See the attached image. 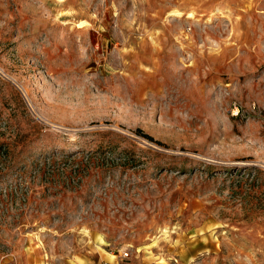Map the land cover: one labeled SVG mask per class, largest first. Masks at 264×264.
Listing matches in <instances>:
<instances>
[{"label": "rangeland", "instance_id": "rangeland-1", "mask_svg": "<svg viewBox=\"0 0 264 264\" xmlns=\"http://www.w3.org/2000/svg\"><path fill=\"white\" fill-rule=\"evenodd\" d=\"M125 251L264 264V0H0V264Z\"/></svg>", "mask_w": 264, "mask_h": 264}, {"label": "built area", "instance_id": "built-area-1", "mask_svg": "<svg viewBox=\"0 0 264 264\" xmlns=\"http://www.w3.org/2000/svg\"><path fill=\"white\" fill-rule=\"evenodd\" d=\"M129 256H130V252L129 251H125L124 253H123V259H122V261L120 262V261H116L115 263H113V262H111V261H107V260H105V261H103V262H101L100 264H128V259H129Z\"/></svg>", "mask_w": 264, "mask_h": 264}, {"label": "bare ground", "instance_id": "bare-ground-1", "mask_svg": "<svg viewBox=\"0 0 264 264\" xmlns=\"http://www.w3.org/2000/svg\"><path fill=\"white\" fill-rule=\"evenodd\" d=\"M81 24H83V25H84V24H86V22H85V21H84V22H81Z\"/></svg>", "mask_w": 264, "mask_h": 264}]
</instances>
